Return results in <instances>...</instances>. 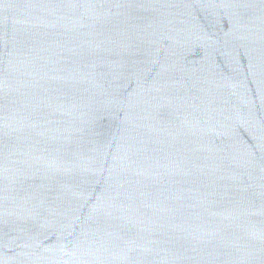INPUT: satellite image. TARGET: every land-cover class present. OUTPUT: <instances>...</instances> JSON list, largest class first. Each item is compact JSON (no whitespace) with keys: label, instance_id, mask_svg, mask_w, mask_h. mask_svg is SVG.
Returning <instances> with one entry per match:
<instances>
[{"label":"water","instance_id":"water-1","mask_svg":"<svg viewBox=\"0 0 264 264\" xmlns=\"http://www.w3.org/2000/svg\"><path fill=\"white\" fill-rule=\"evenodd\" d=\"M0 264H264V0H0Z\"/></svg>","mask_w":264,"mask_h":264}]
</instances>
